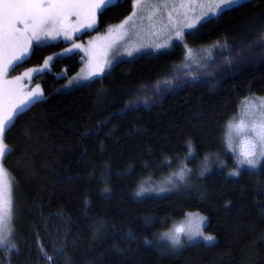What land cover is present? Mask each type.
<instances>
[{"label": "trees", "instance_id": "trees-1", "mask_svg": "<svg viewBox=\"0 0 264 264\" xmlns=\"http://www.w3.org/2000/svg\"><path fill=\"white\" fill-rule=\"evenodd\" d=\"M115 5L98 14L95 32L133 7ZM212 21L185 35L208 53L198 66H182L178 45L121 59L72 90L61 87L84 65L81 52L35 75L43 98L5 134L16 238L0 249V264H264V161L257 169L201 165L221 153L244 101L264 96V0ZM64 46H35L9 75ZM181 165L194 171L180 186L152 189ZM194 211L207 216L216 242L161 254L156 233Z\"/></svg>", "mask_w": 264, "mask_h": 264}, {"label": "rangeland", "instance_id": "rangeland-1", "mask_svg": "<svg viewBox=\"0 0 264 264\" xmlns=\"http://www.w3.org/2000/svg\"><path fill=\"white\" fill-rule=\"evenodd\" d=\"M249 0H241V3ZM117 0H114L116 3ZM134 0H132V5ZM146 4L149 5H163L167 4V7H143L132 10L130 14L127 15L124 19L119 21V23L109 25L105 31H97L95 32L97 25L99 23V17L97 14L96 18V27L90 30H83L78 32H70L69 34L72 36V39H65L64 35L61 34L56 39H41L39 44L36 41H33V47L29 52V55L24 58L27 59L31 56V52L33 48L37 45H50L53 43H65L64 48L54 54H51L42 61L41 64L31 65L20 69L17 73L13 75L7 76V79H14L16 76H22L23 79L19 81V83L23 86V93H28L33 89H36L39 86V90L43 92V88L39 84V82L34 79L35 75L43 73V71H47L51 68V63L53 59L57 56H64L68 54L81 52L83 56L84 65L81 69L76 72V75L70 78L66 84H64L61 89L72 90L77 88L82 84H87L88 82L103 76L107 71H109L114 65L121 61V59L132 58L135 56H139L143 53H152V54H162L165 52H169L176 49V46H180L181 53L183 55V65L182 66H198L205 59H207L208 53L204 49H194L189 47L185 43V35L187 32L196 29L201 22L204 20H200L199 23H196V18L200 17L202 12L207 11V7L201 8L199 4L207 5L209 0H196L195 4L189 3V0H145ZM183 4V7L180 5ZM141 8L143 10H141ZM133 11H136L137 15L133 17L131 21H128L127 24H124V21L127 20L129 16L132 15ZM171 14V20L169 19V15ZM214 18V17H212ZM75 17H72V20L75 21ZM194 24L193 27H187V24ZM124 24L123 27H120ZM179 28L183 33V40L176 38V29ZM94 32L89 36L81 38L86 32ZM167 43L168 47H160ZM74 44L81 45V49H77L74 47ZM68 49H72V51H68ZM131 53V55H129ZM49 57H52L50 61H48V66L45 67V61L48 60ZM23 61V60H22ZM21 61V62H22ZM97 65L102 67V72L100 75H91L94 69H96ZM36 69H43V71H32ZM11 71V70H10ZM9 71V73H10ZM25 72L29 73V76H23ZM91 75L90 79H86ZM30 77V78H29ZM44 96V92H43ZM264 101V96L257 95L247 98L242 104L239 113L236 115L235 119L230 121L225 130V139H224V148L221 153H216L212 155V157H207V161L201 162L203 165H209L210 162L212 164L220 163L222 165H232L231 167L238 168H247L245 166H240L238 163V158L242 159L240 153L245 150L247 147V141L244 137H240L236 142H234L233 147L230 149L226 143V137L229 133V124L232 123L234 125L232 129L233 135H236L235 126H239L241 131H247L251 126L252 122L259 119L258 113V104ZM32 105V104H31ZM243 121V123H241ZM223 162H221V161ZM230 160V162L228 161ZM200 162L198 161V164ZM205 165V164H204ZM205 165V166H206ZM193 166V165H192ZM195 166V164H194ZM182 167V168H181ZM181 169L177 168L172 170L171 174L163 179L159 185L156 187H152V189L160 192V191H168L171 188H177L180 186L186 177H188L191 173H193V168L191 166H183L181 165ZM234 169V168H233ZM181 170H184L183 179L181 180L179 177V173ZM8 172V171H7ZM8 181L11 184L12 188V205H11V218L10 223L5 230L4 235L7 237L4 244L0 245V249L6 248L8 246H13V242L16 238L15 228H14V181L11 178L8 172ZM164 191V192H165ZM201 217L203 220H201ZM208 223V218L204 214H201L198 211L187 212L183 218L174 221L171 228L167 230H163L162 232H157L154 239V245L161 252V254H174L175 252H179L183 250L186 246L196 244L198 242H202L204 244H210L207 241H204L200 237H196L195 239H189L185 233H194L197 227H200L205 235H211L206 231ZM177 229H181L180 233H177ZM180 235L181 245L173 246L171 244L170 239L166 235ZM213 236V235H212ZM214 242H216V237L213 236Z\"/></svg>", "mask_w": 264, "mask_h": 264}, {"label": "snow or ice", "instance_id": "snow-or-ice-1", "mask_svg": "<svg viewBox=\"0 0 264 264\" xmlns=\"http://www.w3.org/2000/svg\"><path fill=\"white\" fill-rule=\"evenodd\" d=\"M189 3L195 4L196 0H189ZM142 5L153 8L167 7V4L149 5L145 3V0H134L133 8H140ZM239 5H241V0H209L207 5H198L201 8L207 7V11L202 12L195 22L199 23L200 20L213 22L212 17H217ZM110 6H116L114 0H0V245L4 244L7 239L4 233L10 223L12 205V188L7 179V169L4 167V160L9 151L5 142V134L14 126L17 117L23 114L31 104L43 98V92L39 90V86L26 94L23 93V86L19 83L23 77L16 76L9 80L7 79L9 71L29 55L33 41L39 44L42 38L56 39L61 34L65 39L71 40L70 32L95 28L97 14H103ZM183 6V4L180 5V7ZM141 10L143 9L141 8ZM136 15V11H133L124 24L131 21ZM72 17L76 18L75 21L72 20ZM169 19L171 20V14ZM124 24L120 27H123ZM193 26L192 23L187 24V27ZM183 36L184 33L177 28L176 38L183 40ZM168 46L165 43L160 47ZM74 47L82 48L78 44H74ZM68 51H72V49H68ZM51 59L52 57H49L45 61V67L48 66V61ZM102 70V67L97 65L91 75H100ZM32 71H43V69ZM91 75L85 78L90 79ZM23 76H29V73L25 72ZM258 109L259 119L253 121L247 131H241L239 126H235L236 135H233L234 125L230 123L229 133L226 137V143L230 149L240 137L246 139L247 147L240 153L242 159L238 158V163L240 166L246 165L251 169L261 167V162L264 161V101L258 104ZM189 148H191L190 143ZM178 175L182 180L184 170H181ZM230 175L239 176L240 172L236 170ZM140 194L142 193H137V195ZM201 220H203L202 217ZM176 231L180 233L182 230L177 229ZM166 235L173 246L181 245L179 234ZM185 235L189 239L200 237L210 244L215 239L212 235H205L200 227H197L194 233H185Z\"/></svg>", "mask_w": 264, "mask_h": 264}, {"label": "flooded vegetation", "instance_id": "flooded-vegetation-1", "mask_svg": "<svg viewBox=\"0 0 264 264\" xmlns=\"http://www.w3.org/2000/svg\"><path fill=\"white\" fill-rule=\"evenodd\" d=\"M125 0H117V2L115 4H118V3H121V2H124Z\"/></svg>", "mask_w": 264, "mask_h": 264}]
</instances>
